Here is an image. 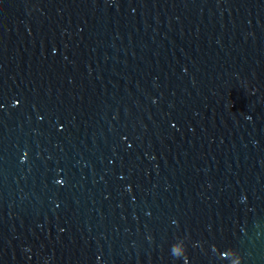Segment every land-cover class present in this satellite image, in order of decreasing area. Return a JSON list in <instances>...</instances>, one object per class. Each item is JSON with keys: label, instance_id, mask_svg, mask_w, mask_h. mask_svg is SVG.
Here are the masks:
<instances>
[{"label": "water", "instance_id": "95a60500", "mask_svg": "<svg viewBox=\"0 0 264 264\" xmlns=\"http://www.w3.org/2000/svg\"><path fill=\"white\" fill-rule=\"evenodd\" d=\"M0 264H264V0H0Z\"/></svg>", "mask_w": 264, "mask_h": 264}]
</instances>
